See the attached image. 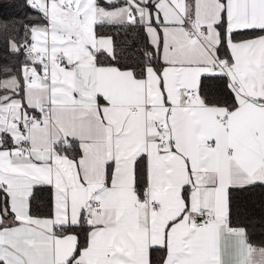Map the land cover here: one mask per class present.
I'll return each instance as SVG.
<instances>
[{"label":"snow or ice","instance_id":"obj_1","mask_svg":"<svg viewBox=\"0 0 264 264\" xmlns=\"http://www.w3.org/2000/svg\"><path fill=\"white\" fill-rule=\"evenodd\" d=\"M27 3L22 40L0 21V264H264L230 211L264 186V0Z\"/></svg>","mask_w":264,"mask_h":264},{"label":"trees","instance_id":"obj_2","mask_svg":"<svg viewBox=\"0 0 264 264\" xmlns=\"http://www.w3.org/2000/svg\"><path fill=\"white\" fill-rule=\"evenodd\" d=\"M4 20L17 22L16 27L19 29V37L22 40L24 31L21 24L39 23L40 16L37 10L27 3V0H0V21ZM103 31L112 35L118 48L126 49L130 43L134 44V47H138L144 42L143 34H138L136 29L105 27ZM23 60L22 54H13L0 40V78H3L2 70L5 67H18ZM219 90V82H209L210 95L217 94ZM50 200V189L47 187L38 189L36 199L32 202L33 213L40 216L46 215L50 208ZM230 211L236 225L245 228L250 242L258 246L264 245V186L257 185L242 191L232 192Z\"/></svg>","mask_w":264,"mask_h":264},{"label":"crops","instance_id":"obj_3","mask_svg":"<svg viewBox=\"0 0 264 264\" xmlns=\"http://www.w3.org/2000/svg\"><path fill=\"white\" fill-rule=\"evenodd\" d=\"M254 245V244H253ZM254 246H258V245H254ZM261 246H264V245H261Z\"/></svg>","mask_w":264,"mask_h":264}]
</instances>
